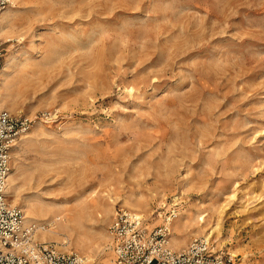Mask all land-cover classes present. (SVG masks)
Here are the masks:
<instances>
[{"label":"rangeland","instance_id":"obj_1","mask_svg":"<svg viewBox=\"0 0 264 264\" xmlns=\"http://www.w3.org/2000/svg\"><path fill=\"white\" fill-rule=\"evenodd\" d=\"M10 1L8 197L36 239L102 264L123 210L264 264V0Z\"/></svg>","mask_w":264,"mask_h":264},{"label":"built area","instance_id":"obj_2","mask_svg":"<svg viewBox=\"0 0 264 264\" xmlns=\"http://www.w3.org/2000/svg\"><path fill=\"white\" fill-rule=\"evenodd\" d=\"M10 0H0V17ZM1 68V63H0ZM29 123L0 112V264H90L76 253L59 252L39 242L43 227L25 224L23 213L9 202L12 151ZM109 250L114 264H231L233 259L215 251L208 239H194L188 247L174 251L166 226L149 229L142 217L118 210L109 228Z\"/></svg>","mask_w":264,"mask_h":264},{"label":"bare ground","instance_id":"obj_3","mask_svg":"<svg viewBox=\"0 0 264 264\" xmlns=\"http://www.w3.org/2000/svg\"><path fill=\"white\" fill-rule=\"evenodd\" d=\"M13 1H15V0H13ZM12 1V2H13ZM10 3H11V1H10ZM14 3V2H13ZM13 7V6H12ZM2 18H3V16H2ZM2 18H0V24H1V21H2ZM3 23V22H2ZM6 68H7V65H5L4 67H3V69L0 71V77H2V75L6 72ZM12 175H10V177H9V181L10 180H12ZM12 182V181H11ZM85 203H87V202H85ZM85 205L86 204H84V207H85ZM89 208V207H88ZM81 209H83L82 208V204H81ZM86 210H87V208H85ZM89 210V209H88ZM80 211H82V210H80ZM84 212V211H83ZM69 215V214H68ZM57 216H60V217H55L56 218V221H60L62 218H64L65 216H66V220L68 221V220H70L68 217H67V215H66V213L65 212H61L59 215H57ZM63 216V217H62ZM31 218V217H30ZM201 220V219H200ZM30 221H32L31 219H29V218H25L24 217V223L25 224H29V222ZM69 222H73V220H70ZM172 222V220L171 219H169V218H167L166 219V227H168L169 225H170V223ZM32 223V222H31ZM71 224V223H70ZM48 234H51V235H58V233H55L54 231H52V230H50L49 232H47ZM46 237H47V234H46V232H41V234H40V236H39V239H41L42 241L43 240H45L46 239ZM48 238V237H47Z\"/></svg>","mask_w":264,"mask_h":264},{"label":"crops","instance_id":"obj_4","mask_svg":"<svg viewBox=\"0 0 264 264\" xmlns=\"http://www.w3.org/2000/svg\"><path fill=\"white\" fill-rule=\"evenodd\" d=\"M102 264H114L113 257H111V261L110 260H106Z\"/></svg>","mask_w":264,"mask_h":264}]
</instances>
